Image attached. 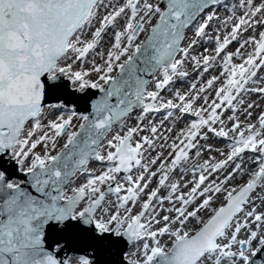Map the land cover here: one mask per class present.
Returning a JSON list of instances; mask_svg holds the SVG:
<instances>
[{
  "label": "snow or ice",
  "instance_id": "snow-or-ice-1",
  "mask_svg": "<svg viewBox=\"0 0 264 264\" xmlns=\"http://www.w3.org/2000/svg\"><path fill=\"white\" fill-rule=\"evenodd\" d=\"M0 264H264V0H0Z\"/></svg>",
  "mask_w": 264,
  "mask_h": 264
},
{
  "label": "water",
  "instance_id": "water-1",
  "mask_svg": "<svg viewBox=\"0 0 264 264\" xmlns=\"http://www.w3.org/2000/svg\"><path fill=\"white\" fill-rule=\"evenodd\" d=\"M69 255H71V253H69Z\"/></svg>",
  "mask_w": 264,
  "mask_h": 264
}]
</instances>
